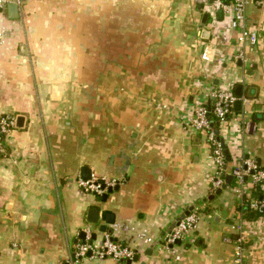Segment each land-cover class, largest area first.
I'll use <instances>...</instances> for the list:
<instances>
[{"label":"crops","instance_id":"obj_1","mask_svg":"<svg viewBox=\"0 0 264 264\" xmlns=\"http://www.w3.org/2000/svg\"><path fill=\"white\" fill-rule=\"evenodd\" d=\"M209 2L19 0L18 17L0 10V114L14 120L0 149V264H71L79 232L98 230L87 220L94 204L99 222L113 216L94 243L116 236L137 250L131 264H231L239 220L245 264H264V214L238 210L237 179L203 200L217 164L191 122L212 90L240 86L241 110L232 105L219 128L227 171L246 158L264 167V0L246 4L257 38L242 58L231 10L213 16ZM83 165L93 179L118 180L106 200L79 184ZM190 204L198 218L180 243L146 255Z\"/></svg>","mask_w":264,"mask_h":264},{"label":"built area","instance_id":"obj_2","mask_svg":"<svg viewBox=\"0 0 264 264\" xmlns=\"http://www.w3.org/2000/svg\"><path fill=\"white\" fill-rule=\"evenodd\" d=\"M249 0H210L208 3L207 11L213 16L217 14V10L224 12L231 10L230 26L238 29L237 34V49L235 52L236 58H242L245 49L248 45L255 43L257 34L255 31L249 28L246 15V4ZM257 3H261L263 0H255ZM19 2V0H17ZM7 0H0V10L6 5ZM3 26L0 24V40L3 38ZM202 59L210 58V48L205 47L201 54ZM213 101L211 102V109L208 114L207 102H201L194 108L192 117V125L196 130H203L206 132V138L210 146L211 155L216 161L217 167L214 174L211 176V187L214 190L219 186L225 178V174L228 172L225 165V152L221 140L218 134L215 133L214 127L223 128L228 121V115L232 111V105L236 99V95L233 90L216 88L212 90L211 95ZM213 121V126L210 121ZM14 126V120L11 116L6 114H0V149L3 148V137ZM247 164V168H243L242 165ZM254 169L251 175V186L258 183L260 188L264 190V168L256 160H250L246 158L242 164L234 167L229 172L233 173L237 179V197L238 203L252 208L264 214V192L261 196H251L245 186V179L243 176L249 174L248 170ZM96 179H84L79 178V184L88 190H96L101 193L104 191L101 188V182H96ZM108 184H113L107 182ZM242 214V213H241ZM198 218V211L196 207L184 218H182L169 232L164 234L165 243H173L176 239H181L185 232L195 225ZM236 235L233 237L235 248L234 255L231 264H245L244 254L246 247V233L241 225L240 220L235 225ZM90 231L86 229L85 237L77 242L74 252L70 258L71 264H81L85 257L86 251L91 249V256L96 257H112L120 262H124L128 258H133L137 253V250L131 245L123 242L113 240L109 235H105L99 244H96L90 240Z\"/></svg>","mask_w":264,"mask_h":264},{"label":"water","instance_id":"obj_3","mask_svg":"<svg viewBox=\"0 0 264 264\" xmlns=\"http://www.w3.org/2000/svg\"><path fill=\"white\" fill-rule=\"evenodd\" d=\"M6 11H7V15L8 17H11V18H16L19 16V9H18V5H17V2L15 1H8L6 3ZM221 13L222 11L219 9L217 10V15L218 17L221 16ZM207 16H208V12H204L203 13V18L202 20L205 21L207 19ZM239 62V61H238ZM235 94L236 96H238L234 102H233V107L235 108V110L239 111L241 110V105H242V99L239 97L241 95V88L240 86H236L235 88ZM213 101V98L212 96H210L207 100V104H208V114L210 112V109H211V102ZM255 117L256 118H259V114H255ZM23 120V116L22 115H17L16 118H15V122L17 125H19V121ZM21 123V122H20ZM210 124L213 126V121L211 120L210 121ZM214 131L216 134H218V137L219 139L221 140V143H222V146H223V150L226 154V158L229 160L231 158V155L229 154L228 152V149H227V145L225 144L224 140H223V137L220 136L219 132H218V128L217 127H214ZM227 167V164L224 165V168ZM243 168H247V164H243L242 165ZM81 171H82V178L84 179H92V175H91V170L88 166L86 165H83L81 167ZM249 173H253L254 172V169L253 168H250L248 170ZM243 178L246 180L247 178V174H245L243 176ZM234 179V175L233 173L231 172H227L226 175H225V178H224V181L219 185L217 186L211 193H209L207 196H205L203 198V200H211L213 199L216 195L220 194L221 191L228 185L232 182V180ZM96 182H101V188H103L105 191L104 192H97L96 190H89L94 196H95V199L96 200H99V201H104L107 199V193L108 191L112 190L113 188H117L118 186V180H116L113 184H108L106 180H104L103 178H98L95 180ZM195 208V205L194 204H190L188 205L182 212H180L171 222L170 224L167 226V228L165 230H163L162 232V235L160 236V238L165 234V232H169L171 230L172 227H174L182 218H184L186 215H188L193 209ZM244 210L247 211L248 208L247 206H244ZM253 213V211H250V214ZM100 206L98 204H94V205H91L88 207L87 209V220L89 223L93 224V225H97L98 227V230L99 231H102V232H108L110 233L112 231V227L108 226L106 222H112L113 221V216H112V213L107 211L104 213V216H103V219L105 222H99L100 221ZM98 230H91L90 231V234H89V237H90V240L92 242H95V240L97 239V231ZM85 233H86V230H81L79 232V237L81 239H83L85 237ZM111 239L113 240H117V237L116 236H110ZM180 239H176L173 243H180ZM158 243H161V244H165L164 240L162 239H159V240H156L154 242H152L143 252L146 254V255H152L153 254V249H154V246ZM173 243H169V245L173 244ZM85 256H87L90 260H99L101 259L102 257H96V256H91V249H88L86 251V254ZM138 259V253H136L133 258H128L125 260V263L126 264H131L133 261L137 260ZM139 264H146L145 260H141L139 262Z\"/></svg>","mask_w":264,"mask_h":264},{"label":"trees","instance_id":"obj_4","mask_svg":"<svg viewBox=\"0 0 264 264\" xmlns=\"http://www.w3.org/2000/svg\"><path fill=\"white\" fill-rule=\"evenodd\" d=\"M230 161H231V158L228 160V159L226 158V154H225V164H227V166H228V163H229ZM233 168H234V166H233V167H230V168H229V171L232 170ZM261 168H264V167L261 166ZM226 171H227V167H226ZM225 175H226V174H225ZM250 175H251L250 173L247 174V177H249ZM233 182H234V180H232L231 183H233ZM251 190H252L253 193L256 194L258 197L261 196V195L263 194V192H264V190L260 188V186H259L258 183L253 184V185L251 186ZM236 206H237V208H238L239 211H242V208H243L244 205L237 203Z\"/></svg>","mask_w":264,"mask_h":264},{"label":"rangeland","instance_id":"obj_5","mask_svg":"<svg viewBox=\"0 0 264 264\" xmlns=\"http://www.w3.org/2000/svg\"><path fill=\"white\" fill-rule=\"evenodd\" d=\"M255 195V194H254Z\"/></svg>","mask_w":264,"mask_h":264}]
</instances>
